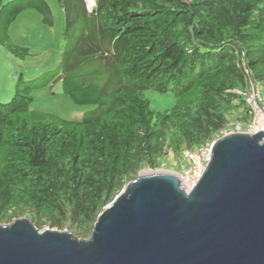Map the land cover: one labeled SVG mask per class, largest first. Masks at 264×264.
<instances>
[{"label": "trees", "instance_id": "trees-1", "mask_svg": "<svg viewBox=\"0 0 264 264\" xmlns=\"http://www.w3.org/2000/svg\"><path fill=\"white\" fill-rule=\"evenodd\" d=\"M10 1L0 0V42L25 59L10 22L26 10L53 18L46 0ZM56 1L60 63L28 80L21 71L0 103V224L26 217L87 238L139 172L250 122L242 90L264 82V0H96L91 12L84 0ZM56 81L94 107L79 119L32 110V92Z\"/></svg>", "mask_w": 264, "mask_h": 264}, {"label": "water", "instance_id": "water-1", "mask_svg": "<svg viewBox=\"0 0 264 264\" xmlns=\"http://www.w3.org/2000/svg\"><path fill=\"white\" fill-rule=\"evenodd\" d=\"M0 264H264V130L215 140L188 193L177 174L139 172L87 238L0 224Z\"/></svg>", "mask_w": 264, "mask_h": 264}, {"label": "rangeland", "instance_id": "rangeland-1", "mask_svg": "<svg viewBox=\"0 0 264 264\" xmlns=\"http://www.w3.org/2000/svg\"><path fill=\"white\" fill-rule=\"evenodd\" d=\"M8 1L1 0L4 5ZM46 2L53 18L51 26L43 23L40 19L41 16L35 10H26L19 13L15 20L9 24V40L18 46L28 48V56L25 59L13 56L6 45L0 42V103L11 100L15 91L16 79L21 71L25 72L24 76L28 80L39 76L44 71L54 69L60 63L61 52L64 48V40L61 39L64 15L56 0H46ZM257 86L260 88L264 100V82L257 81ZM149 95L152 99L158 97ZM32 96L34 98L31 105L32 110L51 112L64 119H79L85 112L94 107L93 105L74 103L63 93L60 81L32 92ZM168 99L170 104L168 101L165 103L170 106L172 99ZM161 102H158V106L161 105ZM245 128V126L242 127V129ZM177 159H179V162L172 158L170 153L160 166L154 170L177 174L179 178L183 179L184 185L188 186L189 174L184 172L187 163L182 157ZM44 228H41V230Z\"/></svg>", "mask_w": 264, "mask_h": 264}, {"label": "built area", "instance_id": "built-area-1", "mask_svg": "<svg viewBox=\"0 0 264 264\" xmlns=\"http://www.w3.org/2000/svg\"><path fill=\"white\" fill-rule=\"evenodd\" d=\"M242 96L245 100L246 105L250 109L252 115L251 121L246 125L245 129H242L244 126L235 123L224 130V133H247L254 134L259 130H264V105L263 98L255 86L252 80H248L244 90L242 91ZM246 130V131H245ZM211 147L212 144H205L196 150H185L182 153L183 159L188 162L186 165L185 173L189 174L188 176V186L184 185V181L180 178L181 184L183 185L184 190L188 193L194 185L198 182L202 176L211 156Z\"/></svg>", "mask_w": 264, "mask_h": 264}, {"label": "clouds", "instance_id": "clouds-1", "mask_svg": "<svg viewBox=\"0 0 264 264\" xmlns=\"http://www.w3.org/2000/svg\"><path fill=\"white\" fill-rule=\"evenodd\" d=\"M84 2H85V5H86V9H87V11L88 12H91L92 11V9L95 7V4H96V0H94V4H93V6L92 7H89L88 6V2H87V0H84ZM254 83V82H253ZM255 84V86L258 88V90H259V92H260V94H261V90H260V88L257 86V84L256 83H254ZM245 88V87H244ZM244 88H243V90H244ZM242 90V91H243ZM262 96V95H261ZM263 98V97H262ZM244 99V98H243ZM245 101V100H244ZM263 102H264V100H263ZM263 105H264V103H263ZM248 107V106H247ZM248 109H249V107H248ZM250 110V109H249ZM251 118H252V115H251ZM251 121V120H250ZM250 123V122H249ZM248 123V124H249ZM232 124H235L234 122L233 123H231V124H229L228 125V127L227 128H230V126L232 125ZM247 124V125H248ZM241 125V124H240ZM243 126V125H242ZM244 126H246V125H244ZM226 128V129H227ZM225 130V129H224ZM259 131H262V130H259ZM258 131V132H259ZM232 132H230V133H224V131L222 132V135L220 136V137H222V136H224V135H228V134H231ZM240 133H242V132H240ZM257 133V132H256ZM245 134H247V133H245ZM255 134V133H254ZM248 135H250V134H248ZM253 135V134H252ZM220 137H218V138H220ZM217 138V139H218ZM217 139H215V140H217ZM215 140L214 141H212L211 143H207V144H212V146H213V144H214V142H215ZM199 148V147H198ZM196 150V149H195ZM183 151H185V150H183ZM183 151H182V153H183ZM211 151H212V147H211ZM211 157V156H210ZM182 158H183V156H182ZM184 160V159H183ZM186 161V160H185ZM186 163H187V165H188V162L186 161ZM143 171H145V170H143Z\"/></svg>", "mask_w": 264, "mask_h": 264}, {"label": "bare ground", "instance_id": "bare-ground-1", "mask_svg": "<svg viewBox=\"0 0 264 264\" xmlns=\"http://www.w3.org/2000/svg\"><path fill=\"white\" fill-rule=\"evenodd\" d=\"M87 2H88V6H89V7H92L93 4H94V0H87ZM178 178H179V177H178ZM179 180H180V178H179ZM180 185L183 187V185L181 184V181H180Z\"/></svg>", "mask_w": 264, "mask_h": 264}]
</instances>
